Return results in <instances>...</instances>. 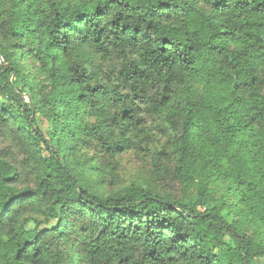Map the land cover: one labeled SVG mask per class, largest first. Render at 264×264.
<instances>
[{"label":"trees","instance_id":"trees-1","mask_svg":"<svg viewBox=\"0 0 264 264\" xmlns=\"http://www.w3.org/2000/svg\"><path fill=\"white\" fill-rule=\"evenodd\" d=\"M0 51V264L264 260V0H0ZM138 112L190 197L106 191L154 143Z\"/></svg>","mask_w":264,"mask_h":264},{"label":"rangeland","instance_id":"rangeland-1","mask_svg":"<svg viewBox=\"0 0 264 264\" xmlns=\"http://www.w3.org/2000/svg\"><path fill=\"white\" fill-rule=\"evenodd\" d=\"M23 68L30 70L31 61L22 58L20 60ZM120 62L112 56L108 60H100L96 58V65L102 75V83L105 84L108 88L113 91L118 92L123 97H126L129 101V93L127 90L122 88L121 84L117 81L115 73L120 67ZM105 75L106 77H103ZM140 118H145L143 114L138 112L137 114ZM38 119V117H37ZM147 123V126L151 129V132L154 134V143L149 147L145 152L135 151L125 154L120 158L115 159L114 161H109L108 169H103L108 173L104 178L105 189L106 191L115 190L117 188H122L129 186L131 184H140L143 186L151 185L156 187L158 190L165 193L171 194L172 196L183 199L188 198L193 193V190L184 189L173 177V164L162 160L161 163H158L154 157V153L161 150L162 144L166 139H160L158 134L154 131V126L149 119H144ZM92 123H96V118H91ZM42 126L41 124H39ZM160 142L159 143L157 142ZM93 153L89 152V157ZM0 156L6 158L11 164L19 165L21 163L22 157L19 153V149L13 142L11 134L0 124ZM101 164L98 163V166ZM112 173V174H111ZM110 174V175H109ZM93 181H98L102 179L99 174L91 177ZM113 185V186H112ZM255 264H264V260L258 261Z\"/></svg>","mask_w":264,"mask_h":264},{"label":"built area","instance_id":"built-area-1","mask_svg":"<svg viewBox=\"0 0 264 264\" xmlns=\"http://www.w3.org/2000/svg\"><path fill=\"white\" fill-rule=\"evenodd\" d=\"M7 67V62L4 55L0 51V72Z\"/></svg>","mask_w":264,"mask_h":264}]
</instances>
